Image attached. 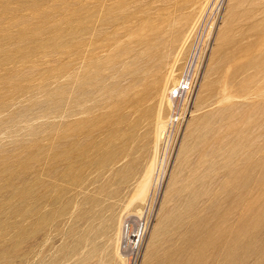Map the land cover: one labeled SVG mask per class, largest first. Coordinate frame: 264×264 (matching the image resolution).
I'll use <instances>...</instances> for the list:
<instances>
[{
	"label": "rangeland",
	"instance_id": "obj_1",
	"mask_svg": "<svg viewBox=\"0 0 264 264\" xmlns=\"http://www.w3.org/2000/svg\"><path fill=\"white\" fill-rule=\"evenodd\" d=\"M196 41L201 74L163 145L139 264H264V0H0V264H120L116 244L128 264L120 226L144 205L124 208Z\"/></svg>",
	"mask_w": 264,
	"mask_h": 264
},
{
	"label": "built area",
	"instance_id": "obj_2",
	"mask_svg": "<svg viewBox=\"0 0 264 264\" xmlns=\"http://www.w3.org/2000/svg\"><path fill=\"white\" fill-rule=\"evenodd\" d=\"M202 42V41H201ZM202 43L196 41L192 44L188 57L183 63L178 81L170 88V120L164 132L165 140L170 142V147L180 132L186 120V114L193 105V100L202 70L201 56ZM157 176L148 200L142 207L139 217L126 218L122 221L119 234V251L126 258L128 264H139L146 238L153 225L156 208L160 195Z\"/></svg>",
	"mask_w": 264,
	"mask_h": 264
},
{
	"label": "bare ground",
	"instance_id": "obj_3",
	"mask_svg": "<svg viewBox=\"0 0 264 264\" xmlns=\"http://www.w3.org/2000/svg\"><path fill=\"white\" fill-rule=\"evenodd\" d=\"M116 1V0H115ZM144 1V0H143ZM153 1V0H152ZM203 1V0H202ZM247 3V2H246ZM157 4V3H156ZM179 4V3H178ZM177 5V4H176ZM196 6V5H195ZM175 7V6H174ZM206 7V6H205ZM205 7H204V9H205ZM201 9V8H200ZM204 9L202 10V11H204ZM186 11V10H185ZM184 11V12H185ZM201 11V12H202ZM193 13V12H192ZM198 16V15H197ZM194 22V21H193ZM198 21H196L195 22V25H196V23H197ZM199 24V23H198ZM201 24V23H200ZM193 25V24H192ZM194 25V26H195ZM190 29V28H189ZM189 31V30H188ZM180 47V46H179ZM71 48V47H70ZM169 48V47H168ZM151 58H153V57H151ZM261 58H262V56H261ZM151 61V60H150ZM177 61V60H176ZM261 61V60H260ZM257 62H259V61H257ZM255 63V66L258 68V65H259V63ZM262 62V61H261ZM261 64V63H260ZM175 65V64H174ZM218 65V62H212V63H210L209 64V71H211V70H213L214 68H215V66H217ZM262 65V64H261ZM263 65H264V63H263ZM152 67V66H151ZM161 67V66H160ZM170 67V66H169ZM263 67V66H262ZM262 67H260V68H262ZM153 68V67H152ZM172 68H174V67H172ZM262 69H264V68H262ZM261 69V70H262ZM219 70V69H218ZM149 71V70H148ZM175 71V70H174ZM213 72H215L214 70H213ZM264 72V71H263ZM151 73V72H150ZM168 73H169V71H168ZM176 73V72H175ZM174 73V74H175ZM173 74V72H172V69H171V71H170V73H169V77H167L168 78V80H166V82H167V84H166V82H165V84H166V86H164L163 88H164V90H162L163 92L160 94V97H159V102H158V106H157V110H156V113H155V120H156V126H155V129H154V136H155V138H154V140H155V142L153 143V145H154V151H153V156H152V159H151V161L149 162V164H148V166H146L147 168H146V170L144 171V174H142V176H141V178H140V181H139V183L137 184V187H136V190L134 191V194H132V196H131V199L129 200V202L125 205V208H124V211H125V214H128V213H130L131 212V210H133V208L136 206V204H142V206L144 205V203L148 200V197H149V194H150V192H151V189L153 188V184H154V182H155V180H156V176L158 175L157 173H159V169H160V163H161V156H162V151H163V145H165V136H164V132H165V130H166V126H167V122H169V121H164L165 119H164V115H163V109H164V111L165 110H167L168 109V111L170 112V100H169V97H168V93H169V91H170V86H172V85H175L176 84V82H177V79H176V77L178 76L177 74L176 75H174ZM263 74V73H262ZM248 75V74H247ZM145 78V77H144ZM148 78V77H147ZM104 79V78H103ZM222 79V78H221ZM82 80V79H81ZM86 80V79H85ZM107 80V79H106ZM140 80V79H139ZM148 80V79H147ZM230 80V79H229ZM228 80V81H229ZM144 81V80H143ZM207 81V79H205V82ZM231 81V80H230ZM101 82V81H100ZM109 82V81H108ZM78 83V82H77ZM110 83V82H109ZM115 83V82H114ZM73 84V83H72ZM81 84V83H80ZM79 84V85H80ZM95 84V83H94ZM110 85V84H109ZM144 85V84H143ZM83 86V85H82ZM71 87V86H70ZM81 87V86H80ZM106 87V86H105ZM114 87V86H113ZM258 88V87H257ZM72 89V88H71ZM98 89V88H97ZM97 89L95 90L96 92H97ZM108 89H111V88H108ZM93 90V89H92ZM99 90V89H98ZM114 90V89H113ZM83 91H85V90H83ZM83 91L81 92L82 94H83V96L86 94L85 92V94L83 93ZM104 91V90H103ZM86 92H88L89 93V91H86ZM94 92V91H93ZM94 93V94H97V93ZM85 96H87V95H85ZM95 96V95H94ZM77 97H79V99L81 98L79 95L77 96ZM238 97H240V96H238ZM70 98V97H69ZM83 98H86V97H82V99ZM88 98V97H87ZM90 98V97H89ZM78 99V98H77ZM78 99V100H79ZM76 100V99H75ZM78 100H76V103H78ZM89 100V99H88ZM74 101V100H73ZM80 101H81V99H80ZM84 102L86 101V99H84L83 100ZM93 101V100H92ZM89 102V101H88ZM81 103V102H80ZM86 103H87V101H86ZM90 103V102H89ZM92 103V102H91ZM69 104H73V102L71 103V101H70V103ZM75 104V103H74ZM79 107H80V104L78 103L77 104ZM83 105V103H81V106ZM85 105V104H84ZM73 106V105H72ZM74 106H76V105H74ZM84 107V106H83ZM71 107L69 106V109H70ZM85 109V108H84ZM71 110V109H70ZM70 110H69V112H70ZM82 111V110H81ZM168 111H166L167 112V114L169 113ZM189 112V111H188ZM73 113H75V112H73ZM153 113H154V111H153ZM69 114H71V113H69ZM76 114V113H75ZM82 114V113H81ZM87 115V114H86ZM71 116H72V114H71ZM221 118V117H220ZM164 119V120H163ZM167 120V119H166ZM170 120V119H169ZM79 125H80V123H79ZM206 126V125H205ZM73 126H71L70 128H72ZM77 127V126H76ZM70 128H69V130H70ZM74 128V127H73ZM72 128V129H73ZM75 129V128H74ZM77 129V128H76ZM80 129V128H79ZM79 129H78V131H79ZM80 132V131H79ZM78 133V132H77ZM153 136V137H154ZM250 141V140H249ZM255 143V142H254ZM240 144V143H239ZM245 146V145H244ZM242 149V148H241ZM245 149V148H244ZM240 150V149H239ZM245 154V153H244ZM258 160V159H257ZM250 166H248V168H249ZM251 170V168H249V170L248 171H250ZM255 171V170H254ZM251 172V171H250ZM253 172V171H252ZM241 174V173H240ZM246 174V173H245ZM252 175V174H251ZM234 176V175H233ZM246 176V175H245ZM248 176V175H247ZM239 177H241V176H239ZM259 177V176H258ZM199 178V177H198ZM236 178V177H235ZM253 178V177H252ZM159 179V178H158ZM202 179H203V177H202ZM234 179V178H233ZM237 179H238V177H237ZM242 179V178H241ZM241 179H239L240 181H243V180H241ZM199 180H201V179H199ZM206 180V179H205ZM232 180V179H231ZM249 180V179H248ZM248 180H246V181H248ZM256 180H257V178H256ZM196 181H198V180H196ZM138 182V181H137ZM251 182V181H250ZM227 183V182H226ZM252 183V182H251ZM250 183V184H251ZM203 184V183H202ZM228 184H229V182H228ZM245 184V183H244ZM204 186L205 185H207V184H203ZM202 185V186H203ZM230 185V184H229ZM237 185H238V182H237ZM249 185V184H248ZM252 185V184H251ZM259 185V184H258ZM202 186H199V187H197V188H202ZM203 186V187H204ZM239 186V185H238ZM242 186V185H241ZM240 187V186H239ZM246 187V186H245ZM206 188V187H205ZM241 188V187H240ZM239 188V189H240ZM207 189V188H206ZM235 189H237V188H235ZM257 189V188H256ZM198 190V189H197ZM225 190H226V188H225ZM231 190V189H230ZM244 190V189H243ZM260 190V189H259ZM259 190H257V191H259ZM200 191V190H199ZM205 190H203V192H204ZM235 191V190H234ZM200 192H202V191H200ZM228 192V191H227ZM231 192V191H230ZM236 192H238V191H236ZM199 193V192H198ZM226 193V192H225ZM241 193H243V192H241ZM255 193V192H254ZM259 193V192H258ZM205 194V193H204ZM209 194V193H208ZM207 194V195H208ZM197 195V194H196ZM199 195H200V193H199ZM226 195H228V194H226ZM238 195H240V194H237V196ZM201 196V195H200ZM205 196H206V194H205ZM237 196H235V197H237ZM243 196V195H242ZM251 196V195H250ZM194 197H195V193H194ZM202 197H204L203 195H202ZM231 197H233V196H231ZM240 197V196H239ZM130 198V197H129ZM235 199V198H234ZM195 200H196V198H195ZM253 200V199H252ZM257 200V199H256ZM236 202V201H235ZM240 201H237V203H236V206L234 207V208H236L237 210H239V207H240V203H239ZM243 202V201H242ZM259 203V202H258ZM252 204H254V203H252ZM254 207H256L255 205H254ZM248 208H251L250 210H253L252 208H253V205H250V207H248ZM241 209V208H240ZM232 210V209H231ZM242 210H243V208H242ZM248 211V212H251V211ZM229 211H230V209H229ZM254 212H255V210H254ZM124 213V212H123ZM122 213V214H123ZM140 213H141V209H138L137 210V208H136V212H135V216H140ZM243 213V212H242ZM256 213V212H255ZM124 214V215H125ZM241 214V213H240ZM215 215V214H214ZM218 215H219V213H218ZM222 215H224V214H222ZM133 216V215H132ZM217 216V215H216ZM247 216V215H246ZM220 217V216H219ZM240 217V219L238 220V222L236 223V225L234 226V239L236 240V245L238 244L237 242H238V240H239V238H240V236L243 234V232H242V230L243 231H245V228L243 229V223L242 222H244L242 219H241V216H239ZM215 218V217H214ZM213 218V219H214ZM217 218V217H216ZM220 218H222V216L220 217ZM219 218V219H220ZM227 219V218H226ZM242 220V221H241ZM245 220V219H244ZM219 222H222V221H219ZM253 223H255V222H253ZM252 223V224H253ZM217 224H219V223H217ZM216 224V225H217ZM224 224V223H223ZM216 225H214V226H216ZM197 226V225H196ZM200 226V225H199ZM218 226V225H217ZM216 226V227H217ZM244 226H246L245 224H244ZM251 226H254V225H251ZM211 229H212V226L210 227ZM253 228V227H252ZM225 229V228H224ZM208 230H209V228H208ZM220 230V229H219ZM223 230V229H222ZM120 231V230H119ZM215 231V230H214ZM209 232V231H208ZM217 232V231H216ZM221 232V231H220ZM219 232V233H220ZM224 232V231H223ZM215 233V232H214ZM242 233V234H241ZM208 235H211L210 234V232H209V234ZM212 236H215V234L214 235H212ZM224 236H225V234H224ZM209 237V236H208ZM227 237H228V235H227ZM212 238V237H211ZM209 240H211V239H209ZM232 240H233V238H232ZM214 241V240H213ZM213 241H211V242H213ZM117 242H119V241H116V243ZM208 243V242H207ZM206 243V244H207ZM240 244V243H239ZM209 245H210V243H209ZM206 249V248H205ZM238 249V248H237ZM115 252V256L117 257V259L119 260V262H120V264H125L124 263V259H123V257H121L120 256V254H119V252H118V249H117V244H116V247H115V250H114ZM238 254V253H237ZM234 255V254H233ZM114 256V257H115ZM238 256V255H237Z\"/></svg>",
	"mask_w": 264,
	"mask_h": 264
}]
</instances>
